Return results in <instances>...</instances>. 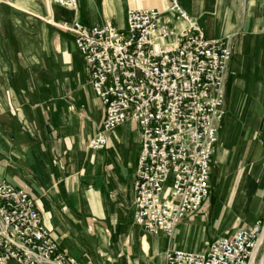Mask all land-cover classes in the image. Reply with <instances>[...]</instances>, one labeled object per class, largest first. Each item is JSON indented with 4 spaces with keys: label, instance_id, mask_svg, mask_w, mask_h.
I'll return each instance as SVG.
<instances>
[{
    "label": "crops",
    "instance_id": "1",
    "mask_svg": "<svg viewBox=\"0 0 264 264\" xmlns=\"http://www.w3.org/2000/svg\"><path fill=\"white\" fill-rule=\"evenodd\" d=\"M46 3L0 0V180L35 199L61 251L81 264H166L169 251L202 252L263 221L264 0H179L208 39L231 40L233 57L210 200L172 237L134 222L138 126L128 122L106 134L104 150L89 149L105 109L75 35L49 22L73 14ZM145 9L177 32L190 26L168 0H81L79 20L125 29L128 12Z\"/></svg>",
    "mask_w": 264,
    "mask_h": 264
},
{
    "label": "built area",
    "instance_id": "2",
    "mask_svg": "<svg viewBox=\"0 0 264 264\" xmlns=\"http://www.w3.org/2000/svg\"><path fill=\"white\" fill-rule=\"evenodd\" d=\"M73 14L63 28L90 73L105 109L89 149L102 151L106 134L128 122L141 136L134 184V222L149 234L172 237L195 218L212 192V167L225 118L230 39L210 40L179 0L170 11L190 24L177 32L160 24L156 9L131 10L125 29L88 27L79 20L81 0H48ZM264 221L210 243L202 252L169 251L166 264H251ZM0 264H81L61 251L35 199L0 180Z\"/></svg>",
    "mask_w": 264,
    "mask_h": 264
},
{
    "label": "bare ground",
    "instance_id": "3",
    "mask_svg": "<svg viewBox=\"0 0 264 264\" xmlns=\"http://www.w3.org/2000/svg\"><path fill=\"white\" fill-rule=\"evenodd\" d=\"M257 245L258 246L256 247V250H255L254 256L252 258L251 264H257L256 260L262 256V252H263V248H264V233L261 236Z\"/></svg>",
    "mask_w": 264,
    "mask_h": 264
},
{
    "label": "rangeland",
    "instance_id": "4",
    "mask_svg": "<svg viewBox=\"0 0 264 264\" xmlns=\"http://www.w3.org/2000/svg\"><path fill=\"white\" fill-rule=\"evenodd\" d=\"M45 3H46V0H45ZM44 5H45V4H44ZM46 5H49V4L46 3ZM44 7H45V9H46V6H44ZM17 9H18V8H17ZM46 11H47V10H46ZM43 20H44V18H43ZM49 22H50L51 26H53V27H55V28H59L60 30L64 29V28H63V23H64V22H62V23H60V24H54L52 20L49 21ZM65 22H66V21H65ZM211 184H212V183H211ZM209 200H210V199H209ZM263 221H264V220H263ZM263 233H264V232H263ZM262 235H263V234H262ZM256 263H257V264H263V263H264V248H263L262 256L256 260Z\"/></svg>",
    "mask_w": 264,
    "mask_h": 264
}]
</instances>
